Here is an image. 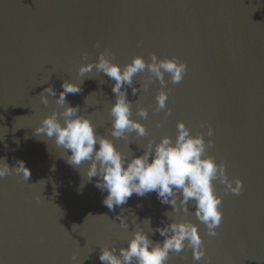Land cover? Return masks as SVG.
Here are the masks:
<instances>
[{"label":"water","instance_id":"water-1","mask_svg":"<svg viewBox=\"0 0 264 264\" xmlns=\"http://www.w3.org/2000/svg\"><path fill=\"white\" fill-rule=\"evenodd\" d=\"M105 51L122 67L135 56L150 61L151 53L187 65L182 82L164 89L171 115L149 108L158 81L135 96L128 89L132 118L148 136L132 133L114 143L129 158L140 156L149 140L174 141L177 121L213 140L207 154L226 164L229 180L243 181L239 195L225 194L216 182L223 221L215 237L194 215L173 213L155 192L133 194L109 210L98 178L86 182L87 165L79 172L54 139L34 134L45 116L62 110L55 104L61 84L83 80L82 91L66 100L111 139L114 81L95 70L78 76L82 64ZM147 75L137 74L134 86L139 89ZM48 87L57 96L45 107L39 96ZM137 104L148 108L147 119L136 115ZM0 158L10 168L25 161L31 172L27 181L14 172L0 178V264H101V248L127 247L135 217L141 227L145 218L152 228L163 227L171 223L165 212L198 224L206 250L199 262L191 251L172 253L168 264H264V0H0ZM118 216L127 218L128 229ZM149 238L163 240L159 233Z\"/></svg>","mask_w":264,"mask_h":264},{"label":"clouds","instance_id":"clouds-1","mask_svg":"<svg viewBox=\"0 0 264 264\" xmlns=\"http://www.w3.org/2000/svg\"><path fill=\"white\" fill-rule=\"evenodd\" d=\"M84 59H87V53ZM114 59L111 52H101L96 61L82 64L78 69L79 77L95 70L114 81L111 91L115 102L109 110L111 139L98 134L91 119L81 114L80 107L71 106L66 100L69 94L82 91L80 85L83 80L80 83L66 80L61 84L63 91L55 99V104L62 110H53L50 115L45 116L34 134L54 139L56 147L64 150L66 163L79 172L82 165H87L86 182L91 183L94 177L98 178L95 186L101 193L107 192L102 203L109 210L126 204L133 194L144 197L155 192L161 204L171 206L173 213L194 215L207 229V235L215 237L216 229L223 221V196L218 194L216 182L223 185L225 194L239 195L243 181L229 180L226 164L217 163L214 156L207 154L214 147L213 140L206 141L205 134L200 132L193 135L183 121H177L174 141L170 136L161 137L158 143L149 140L140 156H135L129 149L132 153L129 158L114 143L117 139L128 141L132 133L137 138L148 136L145 125L132 118L133 103L128 99V89L131 88L132 95L135 96L141 90L147 91L153 82L158 81L160 90L155 97L156 103L154 107L149 105V108H153L156 113L167 109L166 116L171 115V109L167 108L169 94L164 89L169 82H182L187 73V65L178 57L160 59L155 53L150 54V61H146L143 56H135L123 67L114 63ZM145 72L148 75L138 89L134 86V77ZM49 96H57L52 87L45 88L39 96L45 107L49 105ZM136 107V115L147 119L148 108L139 104ZM160 126L157 122L156 127ZM206 135L211 138L214 129L209 126ZM68 152L70 155L66 154ZM0 162V178L14 172L17 175L22 174L26 181L29 179L31 172L25 161L18 160L16 166L11 168L4 158H0ZM190 205L194 211H190ZM164 215L169 217L171 223L156 228L151 227V218H145L141 227L136 224L135 217V229L127 247L101 248V264H168L170 254L179 255L185 251H191L193 261L202 260L206 250L199 225L190 220H173L169 212ZM117 219L120 220L121 228H129L126 217L118 216ZM155 233L163 237L162 242H154L149 238L150 234ZM72 260L75 262L77 257L73 255Z\"/></svg>","mask_w":264,"mask_h":264}]
</instances>
